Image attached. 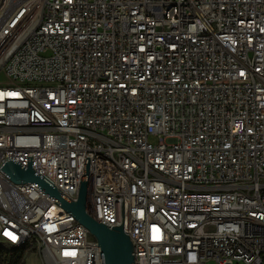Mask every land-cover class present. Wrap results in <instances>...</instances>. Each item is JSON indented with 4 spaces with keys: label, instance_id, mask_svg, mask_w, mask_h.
<instances>
[{
    "label": "built area",
    "instance_id": "2783aa9c",
    "mask_svg": "<svg viewBox=\"0 0 264 264\" xmlns=\"http://www.w3.org/2000/svg\"><path fill=\"white\" fill-rule=\"evenodd\" d=\"M7 157L73 201L90 158L87 213L123 224L134 264H264V0H0ZM0 243L102 264L70 213L1 171Z\"/></svg>",
    "mask_w": 264,
    "mask_h": 264
},
{
    "label": "water",
    "instance_id": "95a60500",
    "mask_svg": "<svg viewBox=\"0 0 264 264\" xmlns=\"http://www.w3.org/2000/svg\"><path fill=\"white\" fill-rule=\"evenodd\" d=\"M90 158L85 164V174L76 201L71 200L54 186L46 176L33 170V157H28V168L13 157H7L0 166V171L16 184H35L46 195L70 213L95 238L100 248L102 264H134V249L130 237L121 226L109 227L95 221L88 213L87 180L89 177ZM124 218V204L122 203ZM229 264V263H227Z\"/></svg>",
    "mask_w": 264,
    "mask_h": 264
},
{
    "label": "rangeland",
    "instance_id": "374dc122",
    "mask_svg": "<svg viewBox=\"0 0 264 264\" xmlns=\"http://www.w3.org/2000/svg\"><path fill=\"white\" fill-rule=\"evenodd\" d=\"M0 250L11 253L15 249L13 247L0 243ZM23 255H24L23 264H44L43 260L37 254L36 251H32L29 249L23 250Z\"/></svg>",
    "mask_w": 264,
    "mask_h": 264
},
{
    "label": "trees",
    "instance_id": "16d2710c",
    "mask_svg": "<svg viewBox=\"0 0 264 264\" xmlns=\"http://www.w3.org/2000/svg\"><path fill=\"white\" fill-rule=\"evenodd\" d=\"M14 249L11 253L0 250V264H23V251Z\"/></svg>",
    "mask_w": 264,
    "mask_h": 264
},
{
    "label": "snow or ice",
    "instance_id": "6c2138e0",
    "mask_svg": "<svg viewBox=\"0 0 264 264\" xmlns=\"http://www.w3.org/2000/svg\"><path fill=\"white\" fill-rule=\"evenodd\" d=\"M54 227H55L54 225L49 226V231H51L52 229H54ZM158 232H159L158 229H154V235H153V239L154 240L160 238L159 235H158ZM4 235H5V237H9L12 242H16L17 239H18V237L16 235L12 234L11 232H5ZM64 255L65 256H75V252H68V251H66L64 253Z\"/></svg>",
    "mask_w": 264,
    "mask_h": 264
}]
</instances>
